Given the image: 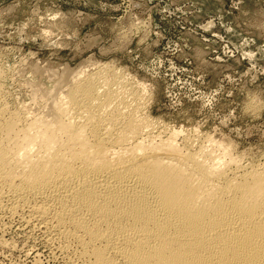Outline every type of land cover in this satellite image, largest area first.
Masks as SVG:
<instances>
[{
    "label": "bare ground",
    "instance_id": "6f19581e",
    "mask_svg": "<svg viewBox=\"0 0 264 264\" xmlns=\"http://www.w3.org/2000/svg\"><path fill=\"white\" fill-rule=\"evenodd\" d=\"M100 74L60 92L51 119L0 108V211L78 264H264V164L179 149L177 132L147 144L137 94L129 109Z\"/></svg>",
    "mask_w": 264,
    "mask_h": 264
},
{
    "label": "rangeland",
    "instance_id": "374dc122",
    "mask_svg": "<svg viewBox=\"0 0 264 264\" xmlns=\"http://www.w3.org/2000/svg\"><path fill=\"white\" fill-rule=\"evenodd\" d=\"M0 71L8 111L50 117L60 92L101 73L131 90L147 144L177 132L179 149L264 164V0H0ZM11 216L0 211V264H78Z\"/></svg>",
    "mask_w": 264,
    "mask_h": 264
}]
</instances>
